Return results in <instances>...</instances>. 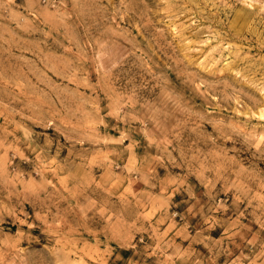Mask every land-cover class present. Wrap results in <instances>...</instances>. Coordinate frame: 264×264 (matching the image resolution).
I'll list each match as a JSON object with an SVG mask.
<instances>
[{"label": "rangeland", "instance_id": "rangeland-1", "mask_svg": "<svg viewBox=\"0 0 264 264\" xmlns=\"http://www.w3.org/2000/svg\"><path fill=\"white\" fill-rule=\"evenodd\" d=\"M0 264H264V0H0Z\"/></svg>", "mask_w": 264, "mask_h": 264}]
</instances>
